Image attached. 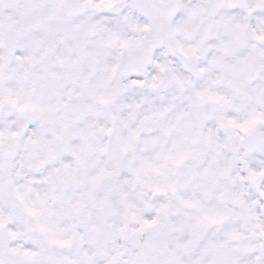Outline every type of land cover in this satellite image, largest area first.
Listing matches in <instances>:
<instances>
[{
  "label": "snow or ice",
  "instance_id": "1",
  "mask_svg": "<svg viewBox=\"0 0 264 264\" xmlns=\"http://www.w3.org/2000/svg\"><path fill=\"white\" fill-rule=\"evenodd\" d=\"M0 264H264V0H0Z\"/></svg>",
  "mask_w": 264,
  "mask_h": 264
}]
</instances>
